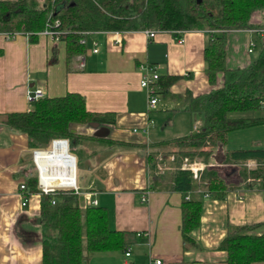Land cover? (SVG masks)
<instances>
[{"label": "crops", "instance_id": "crops-1", "mask_svg": "<svg viewBox=\"0 0 264 264\" xmlns=\"http://www.w3.org/2000/svg\"><path fill=\"white\" fill-rule=\"evenodd\" d=\"M181 36L184 43L178 42ZM210 37L207 30H189L183 34L158 31L153 38L144 30L94 31L87 37L85 52L67 62L63 41L39 34L31 41L24 33H0V264L42 262V195L28 193L24 206L20 190L21 184L37 175L32 158L36 149L30 147L26 133L6 124L10 113L24 112L34 106L26 96L28 90L38 87L48 97L78 92L85 96L88 110L116 114L115 124L75 123L71 125L72 131L129 144L90 141L84 146L88 153L85 169L88 178L79 189L82 203L96 200L105 206L110 214V226L129 233L127 250L131 252L126 257L127 250L91 253L84 250L86 264H126L127 261L151 264L156 260L161 264H227V252L218 247L230 226L260 223L262 226L256 233H264V191L238 187L223 198H211L203 186L186 197H198L205 192L200 226L191 232L196 245L185 243L181 234V207L185 197L172 190L166 180L174 168V155L164 158L160 144L197 132L203 125L201 118L186 110V94L201 95L223 84L222 73L218 74L216 85L210 84L207 75L204 51ZM257 40L264 45V28L230 31L227 67L244 68L251 64L255 45L251 52L249 49ZM146 65L155 67L160 76L179 77L167 93L157 94L158 101L152 109H149L148 92L141 87L142 66ZM219 148L223 154L264 148V125L229 133L226 144ZM150 153L157 154L159 171L166 178L158 189L150 185L147 160ZM192 162L200 163L201 171L205 167L198 159ZM231 166V171L223 170L221 165L216 168L227 180L237 182L238 166ZM247 166L255 168L256 161L248 160ZM147 192V200L143 202L141 197ZM88 194L90 199L86 197Z\"/></svg>", "mask_w": 264, "mask_h": 264}, {"label": "trees", "instance_id": "trees-1", "mask_svg": "<svg viewBox=\"0 0 264 264\" xmlns=\"http://www.w3.org/2000/svg\"><path fill=\"white\" fill-rule=\"evenodd\" d=\"M264 10V0H46L37 6L29 0H0V33H24L35 41L38 33L48 24L59 25V40L65 43L66 59L83 54L86 45L81 42L83 32L94 31H189L211 32L204 55L211 85L223 74V84L209 92L194 96L186 94V110L200 117L203 125L197 132L162 142L166 158L174 155L173 171L166 179L158 168V156H147L150 185L161 187L166 179L171 189L183 193L181 234L185 243L196 245L192 230L200 226L202 197L186 198L188 194L205 186L211 198H223L238 187L264 191V148L225 151L221 164L238 166L237 182L224 177L218 168L210 166L217 147L224 146L228 134L254 126L264 125V115L235 116V113L264 112V45L259 55L244 68H228L226 47L228 33L234 30L264 28V23L252 20L254 13ZM178 76L162 75L157 82V93L165 94ZM112 125L114 112H95L86 107L85 96L67 92L62 96L40 98L24 112L8 115L6 124L26 133L34 149H47L55 139H65L74 147L90 141L108 145L128 146L121 141L94 135L76 133L72 124ZM168 149V147H170ZM77 157V167L82 157ZM184 158L198 159L207 166L199 179L191 170L182 169ZM256 161L255 168L247 166ZM27 193H39L38 177L25 182ZM42 262L40 264H86L84 250L91 252L126 251L128 232L110 226V214L102 205L83 204L80 192L74 189L58 190L53 196L41 194ZM52 200L55 203H52ZM262 224L230 226L219 249L227 252V264H254L264 262V233L256 230Z\"/></svg>", "mask_w": 264, "mask_h": 264}, {"label": "built area", "instance_id": "built-area-1", "mask_svg": "<svg viewBox=\"0 0 264 264\" xmlns=\"http://www.w3.org/2000/svg\"><path fill=\"white\" fill-rule=\"evenodd\" d=\"M59 25V21L55 20L54 24H48L46 26V28L42 31H40L38 34L39 35H45V36H49L52 39H57L59 40V35L62 33L61 31L55 30V28ZM145 33L147 34V36L149 38H153L155 37L156 33L158 31L156 30H151V29H147L144 30ZM254 31V30H253ZM115 32H119V31H115ZM178 34H183L184 31H176ZM92 32H83L84 34V38L81 39V42L83 44L86 45L87 42V37L89 34H91ZM178 42L179 43H184L185 42V38L184 37H178ZM97 45V43L95 42V46ZM254 46L253 43H251V47L249 49V52L252 51V47ZM93 52H98V48L95 47L93 49ZM81 65L84 66V58H82L81 61ZM142 69L144 70V75L143 78L141 80V87L146 89L149 95V109H152L155 107V105L157 104L158 98H157V82L159 80L160 75L157 73L155 67L150 66V65H146V66H142ZM46 92L43 88L38 87V88H34V89H30L27 92V101L29 103H35L37 100H39L40 98L45 97ZM135 131V130H134ZM65 142V151L66 153H68L69 155H73L69 152L70 150V146H69V141L65 140V139H55L51 142V150H54L56 148L57 143H62ZM43 151L45 150H41V149H36L33 151L32 153V158H33V162L34 165L36 166L37 169V175H38V187L40 189V193L44 194V195H50L53 196L54 194L57 193L58 190L61 189H74L76 190V192H79V189L77 187V185L75 184L73 187H56V186H52L50 184L49 177L47 175V168L45 166V162H44V154ZM72 157H74V165L76 168V158L73 155ZM200 163L197 162H188L187 159L184 160L183 164H182V169H186V170H191V172L193 173V178L195 180L199 179V175H200V171H201V167H200ZM58 168H60V165H58ZM20 190H22L23 194V205L25 206L28 202V193L26 192V186L25 183L20 185ZM147 195L148 192L144 195H142L141 200L143 202H145L147 200ZM86 197L88 199H90L91 195L88 194L86 195ZM189 198V197H188ZM52 203H55L54 200H52ZM91 205H98V202L96 200H90ZM141 235V234H139ZM125 256L126 257H130L131 256V252L129 250H127L125 252ZM126 264H132L131 262L127 261ZM151 264H161L160 260H156V261H152Z\"/></svg>", "mask_w": 264, "mask_h": 264}, {"label": "bare ground", "instance_id": "bare-ground-1", "mask_svg": "<svg viewBox=\"0 0 264 264\" xmlns=\"http://www.w3.org/2000/svg\"><path fill=\"white\" fill-rule=\"evenodd\" d=\"M65 144V142L57 143L54 150L43 151L48 181L52 186L73 187L76 184L74 157L66 153Z\"/></svg>", "mask_w": 264, "mask_h": 264}, {"label": "rangeland", "instance_id": "rangeland-1", "mask_svg": "<svg viewBox=\"0 0 264 264\" xmlns=\"http://www.w3.org/2000/svg\"><path fill=\"white\" fill-rule=\"evenodd\" d=\"M30 2L35 3L37 6H44L46 3V0H29ZM253 22L255 23H264V10L258 11L256 13H254L253 17H252ZM254 46V59L257 58V56L259 55L260 49L262 47V43L260 40H257L256 42L253 43ZM253 59V60H254ZM252 60V61H253ZM235 116H246V117H256V116H260V115H264V112H245V113H235L233 114ZM198 119H200V117H198ZM70 146V150L73 153H76L78 156L80 155L82 157V164H80V166L78 167L77 171H76V185L78 187V189H82V185H83V180L88 178V172L85 170L86 169V165H87V159H88V153L86 151H82L81 147H74L73 143L69 145ZM51 148V145L48 147ZM217 147L214 151V158H217V161H215L216 159H214L212 157V159L210 160V166L212 167H220V165L222 166L223 170H230L232 169L231 164H221L219 161L220 159H223V153L222 150H220V148ZM187 159L188 162H190V160L188 158H184V160ZM219 159V160H218ZM213 161V162H211ZM220 163V164H219ZM206 164L204 169L206 168ZM253 166V165H250ZM249 166V167H250ZM203 169V170H204ZM202 170V171H203ZM201 171V172H202ZM76 191V190H75ZM82 196V195H81ZM87 254L86 251H84V256Z\"/></svg>", "mask_w": 264, "mask_h": 264}, {"label": "water", "instance_id": "water-1", "mask_svg": "<svg viewBox=\"0 0 264 264\" xmlns=\"http://www.w3.org/2000/svg\"><path fill=\"white\" fill-rule=\"evenodd\" d=\"M203 0H197V3H201Z\"/></svg>", "mask_w": 264, "mask_h": 264}]
</instances>
